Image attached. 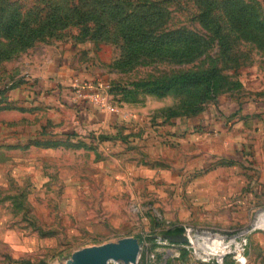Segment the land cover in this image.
<instances>
[{
	"label": "rangeland",
	"instance_id": "obj_1",
	"mask_svg": "<svg viewBox=\"0 0 264 264\" xmlns=\"http://www.w3.org/2000/svg\"><path fill=\"white\" fill-rule=\"evenodd\" d=\"M75 4L98 10L11 51L4 27L15 34L17 21ZM151 30L199 40L186 56H130ZM54 57L61 69L40 88L36 74ZM181 72L209 81L157 87ZM54 77L61 86L102 77L117 107L147 118L78 133L73 119H53ZM0 89V264H66L77 248L127 235L145 248L184 225L245 230L248 254L251 234L264 232L255 224L264 212V109L246 118L239 110L264 98V0H0Z\"/></svg>",
	"mask_w": 264,
	"mask_h": 264
},
{
	"label": "built area",
	"instance_id": "obj_2",
	"mask_svg": "<svg viewBox=\"0 0 264 264\" xmlns=\"http://www.w3.org/2000/svg\"><path fill=\"white\" fill-rule=\"evenodd\" d=\"M108 86L102 77L95 80L74 78L70 85L75 94L87 99L100 111L117 112L118 107L112 101ZM244 231L227 235L184 225L167 233L181 232L186 240L172 241L165 233L157 236L153 245L146 242L143 248L140 243L136 262L128 264H229V261L244 264L248 244Z\"/></svg>",
	"mask_w": 264,
	"mask_h": 264
},
{
	"label": "crops",
	"instance_id": "obj_3",
	"mask_svg": "<svg viewBox=\"0 0 264 264\" xmlns=\"http://www.w3.org/2000/svg\"><path fill=\"white\" fill-rule=\"evenodd\" d=\"M45 65L39 75L41 78L39 79L40 88L46 85L45 81L47 80V77L51 75V72H56L61 69V66L59 65V61L54 57V61H47L44 63ZM80 74H85L86 76L91 75L90 72L81 71ZM48 86L51 88L50 96L48 97L49 100H52V104H58L59 109L54 113V120L58 121L61 119H73L74 122V128H76V132H84L86 129V126L89 127H97L99 125L103 126L107 125V127L111 128V130L114 128L117 122L121 121V118H137L139 120V123L144 122L145 114H140L138 112L139 109H136L135 107L132 109L128 107L129 105L122 104L118 107L117 112H107V111H100L96 106L93 104L88 103L87 99L80 98L81 96L75 94L73 90H69L70 85L61 86L59 84H56V77L49 80ZM48 83V82H47ZM64 93L61 95L60 98H58V94ZM112 98V97H111ZM264 109V98L263 100H257L252 103H246L244 105H240L239 110L241 111V115L246 118L248 113L259 112ZM230 111V109H229ZM142 113H147V111H143ZM132 116V117H131ZM149 117V115H148ZM101 123V124H100ZM179 125V124H178ZM60 126V125H58ZM100 126V127H101ZM182 130H188L190 132V128H185L182 125H179ZM114 130V129H113ZM224 130V129H223ZM75 133V132H72ZM225 133V132H223ZM81 134V133H80ZM68 135V134H67ZM195 134H192V136ZM219 136V135H218ZM226 141H232V138L234 136V130L233 128L229 129L228 132L224 135ZM180 137V136H179ZM60 138V137H58ZM56 138V139H58ZM183 139V137H180ZM251 244H252V251H250L248 254H246L247 261L244 264H264V232H254L251 234ZM229 264H234L230 263Z\"/></svg>",
	"mask_w": 264,
	"mask_h": 264
},
{
	"label": "trees",
	"instance_id": "obj_4",
	"mask_svg": "<svg viewBox=\"0 0 264 264\" xmlns=\"http://www.w3.org/2000/svg\"><path fill=\"white\" fill-rule=\"evenodd\" d=\"M98 4L95 5L94 10H83L81 6L75 4L73 7L71 6H59L58 8H52L51 10H46L47 12L45 13V16L42 17V15H38V17H31V22L27 23L26 18L22 19L21 21H17L16 25L17 26V31L15 34L12 33L10 28L4 27L7 33H9L8 38L10 42H13L12 50L20 49L24 47L26 44L31 43L32 39L39 34L43 33H51L54 30V27L58 25L59 20H64L65 22H71L73 18H76L73 22L75 23H80V22H86L84 20V15L85 11H87L90 14H94L96 10H98ZM17 19V18H16ZM85 25H89L85 24ZM218 30V28L216 29ZM147 30L144 29L143 33H145ZM137 33H139L137 31ZM142 32H140L141 34ZM143 35V34H142ZM145 38H142L139 40L141 44H139L137 47L139 50L134 51L130 56L134 57H152L154 54H160L161 50L163 51H168L171 56H186L189 54H192L191 51L195 49V42L198 41V37H196V34L193 32H185L183 35H176L174 32H159V33H153L152 30L151 32L147 33L144 35ZM147 42L150 45H146L150 47L149 48H144L142 47L143 42ZM178 42L179 43L177 46L174 44ZM165 43V44H164ZM173 44L170 46V44ZM164 44V45H162ZM167 46V47H166ZM167 50H165V48ZM197 50H195L196 52ZM215 69L214 67L210 69V73L214 75ZM206 72H202L200 74L198 73H187V72H181L177 74L175 77H169L166 79L165 82L160 84V86H157L159 89L162 91H166L169 88H171L175 81H179L182 83H193V84H199V83H205L206 81H209V76L205 74ZM211 75V74H210ZM146 84V82H145ZM71 88V87H70ZM2 89V88H1ZM0 89V90H1ZM72 91V89H69ZM110 92H112L113 88H109ZM173 231V230H171Z\"/></svg>",
	"mask_w": 264,
	"mask_h": 264
},
{
	"label": "water",
	"instance_id": "obj_5",
	"mask_svg": "<svg viewBox=\"0 0 264 264\" xmlns=\"http://www.w3.org/2000/svg\"><path fill=\"white\" fill-rule=\"evenodd\" d=\"M166 236L172 241H184L181 232H169ZM140 250L136 236L127 235L116 240H107L97 244L85 245L73 250L66 259V264H107L110 260L134 263Z\"/></svg>",
	"mask_w": 264,
	"mask_h": 264
},
{
	"label": "bare ground",
	"instance_id": "obj_6",
	"mask_svg": "<svg viewBox=\"0 0 264 264\" xmlns=\"http://www.w3.org/2000/svg\"><path fill=\"white\" fill-rule=\"evenodd\" d=\"M261 216H263V220H261ZM261 216L258 218V220L256 221V226H261L264 227V212L261 214Z\"/></svg>",
	"mask_w": 264,
	"mask_h": 264
}]
</instances>
